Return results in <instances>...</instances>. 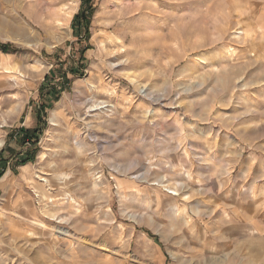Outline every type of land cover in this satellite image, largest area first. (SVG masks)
Returning <instances> with one entry per match:
<instances>
[{"label":"rangeland","instance_id":"374dc122","mask_svg":"<svg viewBox=\"0 0 264 264\" xmlns=\"http://www.w3.org/2000/svg\"><path fill=\"white\" fill-rule=\"evenodd\" d=\"M81 5L0 0V264H264V0Z\"/></svg>","mask_w":264,"mask_h":264},{"label":"trees","instance_id":"16d2710c","mask_svg":"<svg viewBox=\"0 0 264 264\" xmlns=\"http://www.w3.org/2000/svg\"><path fill=\"white\" fill-rule=\"evenodd\" d=\"M91 1L92 0H82V5L81 8L79 10V12L74 16L73 21H72V28L74 29L75 33L77 32V34L74 36L77 38V42H81V40L83 39H87L88 38V25H89V15H91ZM81 32L84 33V37L82 36ZM0 49L3 52H7L9 50V47L4 45V44H0ZM84 65V59H83V51L82 54L79 57V61H78V66L80 68L79 70V75L82 74V66ZM60 68L59 66H57L56 68L52 69L51 71H49V73L46 76L45 81L42 83V85L40 86L39 89V94H40V99H42L45 94L46 95H53L54 99L56 100L58 98V95L60 93L61 88H59L60 82H55V71H58ZM76 70L73 67H69L67 71H65L62 75V81L63 80H69L67 78V73H73L75 74ZM44 109L45 106L44 104H39L36 105V109H35V113H36V118L39 124V127L37 126L34 130H33V136H35V140L33 141V147L36 148L37 146V142H38V137L39 134H41L42 132V127L41 125L43 124L42 122V116L44 115ZM29 133V130L26 131V134ZM32 139V136L30 137ZM31 158L26 157L25 159L21 160V163H25L26 161L30 160Z\"/></svg>","mask_w":264,"mask_h":264},{"label":"bare ground","instance_id":"6f19581e","mask_svg":"<svg viewBox=\"0 0 264 264\" xmlns=\"http://www.w3.org/2000/svg\"><path fill=\"white\" fill-rule=\"evenodd\" d=\"M55 11V13L53 12ZM51 12V14L55 15L53 17L54 20H56V24L57 26L61 27V26H64L66 24L69 23V21L71 20V17H72V14H73V11H74V2L70 4V6H65V7H61V8H58L56 10H53ZM18 25V24H17ZM21 27V26H20ZM20 30H23V27L19 28ZM18 31L13 27V30H12V34H13V37H15L16 35L18 36ZM23 37V36H22ZM32 37V36H31ZM21 38V37H20ZM9 59L7 58H3L1 57V63L2 65L8 69V70H11V67L9 66H13V67H16L19 63V61L17 60H14V59ZM8 63V64H7ZM10 63V64H9ZM61 115V114H59ZM53 124V123H52ZM54 125V124H53ZM76 144H79L78 142H76ZM2 145V140H0V146ZM43 155V154H42Z\"/></svg>","mask_w":264,"mask_h":264},{"label":"crops","instance_id":"0c3cea01","mask_svg":"<svg viewBox=\"0 0 264 264\" xmlns=\"http://www.w3.org/2000/svg\"><path fill=\"white\" fill-rule=\"evenodd\" d=\"M63 176H65V174H61ZM48 180H46L45 182H47ZM58 181H59V184L63 183L64 181V177H58ZM37 190V189H36Z\"/></svg>","mask_w":264,"mask_h":264}]
</instances>
